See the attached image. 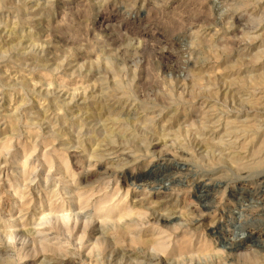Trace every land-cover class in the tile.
Returning a JSON list of instances; mask_svg holds the SVG:
<instances>
[{
    "label": "rangeland",
    "instance_id": "rangeland-1",
    "mask_svg": "<svg viewBox=\"0 0 264 264\" xmlns=\"http://www.w3.org/2000/svg\"><path fill=\"white\" fill-rule=\"evenodd\" d=\"M0 264H264V0H0Z\"/></svg>",
    "mask_w": 264,
    "mask_h": 264
},
{
    "label": "bare ground",
    "instance_id": "bare-ground-1",
    "mask_svg": "<svg viewBox=\"0 0 264 264\" xmlns=\"http://www.w3.org/2000/svg\"><path fill=\"white\" fill-rule=\"evenodd\" d=\"M223 2V1H222ZM175 216H172V217H159V219L161 220V221H163V222H165L166 224H168V223H170L172 220L171 219H173V220H175V219H180L179 217H175ZM158 220V219H157ZM177 225H179V226H177ZM183 226L184 224H176V228L177 227H180V226ZM249 235H252V234H249ZM245 241H246V239H240V240H235V241H233L230 245H229V247H230V249H235V248H237L238 246H240V245H242L243 243H245ZM161 246V245H160ZM164 248V247H163ZM157 249V248H156ZM155 249V250H156ZM161 250H163V249H161ZM149 257H152V256H149Z\"/></svg>",
    "mask_w": 264,
    "mask_h": 264
}]
</instances>
